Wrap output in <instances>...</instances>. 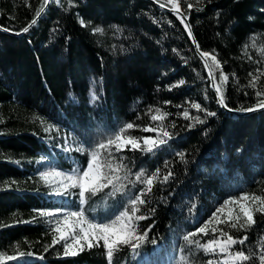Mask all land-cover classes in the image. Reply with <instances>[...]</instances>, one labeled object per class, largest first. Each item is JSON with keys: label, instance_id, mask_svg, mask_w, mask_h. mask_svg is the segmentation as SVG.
Returning a JSON list of instances; mask_svg holds the SVG:
<instances>
[{"label": "trees", "instance_id": "1", "mask_svg": "<svg viewBox=\"0 0 264 264\" xmlns=\"http://www.w3.org/2000/svg\"><path fill=\"white\" fill-rule=\"evenodd\" d=\"M178 2L0 0V264H264V0ZM53 208L129 233L72 251Z\"/></svg>", "mask_w": 264, "mask_h": 264}, {"label": "rangeland", "instance_id": "2", "mask_svg": "<svg viewBox=\"0 0 264 264\" xmlns=\"http://www.w3.org/2000/svg\"><path fill=\"white\" fill-rule=\"evenodd\" d=\"M169 1L173 4L172 6H179L180 8L178 0ZM206 54L213 58L211 54ZM71 147L74 149L80 148L79 144L73 138L69 139L67 145V148ZM98 168L99 165L93 155L82 170L75 166L67 170L44 166L39 171L55 189L63 190L71 187L78 189L80 193L85 186L96 178ZM236 203L243 207L245 216L251 219L252 213L243 197L227 199L219 205V208L230 212ZM50 211L54 213L52 217L54 228L59 236L65 239L66 245L72 251L79 249L84 244H91L99 240L107 244L112 240L121 239L129 233V218L123 212L116 213L108 221L98 223L87 218L79 208H53ZM160 263L180 264L177 261L168 259L165 255L161 256Z\"/></svg>", "mask_w": 264, "mask_h": 264}, {"label": "water", "instance_id": "3", "mask_svg": "<svg viewBox=\"0 0 264 264\" xmlns=\"http://www.w3.org/2000/svg\"><path fill=\"white\" fill-rule=\"evenodd\" d=\"M48 2H49V0H46L45 5H46ZM158 6L164 8V9H168V10H170V11H173V12L178 13V14L181 16V18H182L186 23L188 22L187 17L185 16V14H184L183 11H182V7H181V5H180V8L175 7V6L166 7V6L162 5V4H158ZM43 8H44V7H43ZM43 8L39 11V13L37 14V16H36V17H35V18L29 23V25H31L32 23H34V21L37 19V17H38V16L40 15V13L42 12ZM29 25H27V26H29ZM10 32H12V33H14V34H18V33H19V32H14V31H10ZM192 41H193V43H194V45H195L196 51L200 54V56L203 58V60H204V62H205V64H206L207 71H208V74H209V79H210V86H211V87L214 89V91L216 92V95H217V98H218L219 102H220L223 106H225V105H224V102H223V99H222V97H221V95H220L219 89L217 88V85H216V83H215V81H214L212 71H211V69H210V67H209V65H208V63H207L206 58H205V54L203 53V51H201V50L197 47V44H196L195 39H194L193 37H192ZM262 107H264V103H263L262 105L258 106V108H262ZM251 110H252V109H248V110L244 111V113H247V112H249V111H251Z\"/></svg>", "mask_w": 264, "mask_h": 264}, {"label": "bare ground", "instance_id": "4", "mask_svg": "<svg viewBox=\"0 0 264 264\" xmlns=\"http://www.w3.org/2000/svg\"><path fill=\"white\" fill-rule=\"evenodd\" d=\"M163 5V4H162ZM167 7V6H166ZM175 7H178L179 8V6H175ZM204 54H205V58H206V60H207V56H206V52H203ZM215 81V80H214Z\"/></svg>", "mask_w": 264, "mask_h": 264}]
</instances>
